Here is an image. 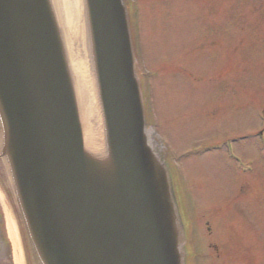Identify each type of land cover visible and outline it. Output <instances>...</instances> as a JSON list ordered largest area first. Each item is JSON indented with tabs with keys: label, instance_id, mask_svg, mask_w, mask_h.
I'll list each match as a JSON object with an SVG mask.
<instances>
[{
	"label": "water",
	"instance_id": "1",
	"mask_svg": "<svg viewBox=\"0 0 264 264\" xmlns=\"http://www.w3.org/2000/svg\"><path fill=\"white\" fill-rule=\"evenodd\" d=\"M47 0H0L3 149L42 264H180L165 172L144 131L120 0H89L109 157L84 154Z\"/></svg>",
	"mask_w": 264,
	"mask_h": 264
},
{
	"label": "rangeland",
	"instance_id": "2",
	"mask_svg": "<svg viewBox=\"0 0 264 264\" xmlns=\"http://www.w3.org/2000/svg\"><path fill=\"white\" fill-rule=\"evenodd\" d=\"M134 6L137 70L150 72L148 129L177 159L198 208L222 207L216 221L225 224L223 238L231 223L238 243L226 238L219 251L202 250L199 264H264V152L250 136L258 130L255 111L264 107V0H135ZM235 136L236 155L254 161L251 173L236 172L224 155L222 142ZM214 143L222 150L183 156ZM201 217L203 210L195 218L203 243L210 238Z\"/></svg>",
	"mask_w": 264,
	"mask_h": 264
},
{
	"label": "bare ground",
	"instance_id": "3",
	"mask_svg": "<svg viewBox=\"0 0 264 264\" xmlns=\"http://www.w3.org/2000/svg\"><path fill=\"white\" fill-rule=\"evenodd\" d=\"M58 20L64 54L68 64L69 75L76 81L78 99V117L82 129V137L85 149L90 152L102 150L103 136L99 106L97 105L93 82L94 61L90 57L93 51V44L88 43V34L84 31V5L89 0H50ZM161 77L158 78V80ZM176 83V82H175ZM106 134V131L104 132ZM15 264H23V260L13 249Z\"/></svg>",
	"mask_w": 264,
	"mask_h": 264
},
{
	"label": "flooded vegetation",
	"instance_id": "4",
	"mask_svg": "<svg viewBox=\"0 0 264 264\" xmlns=\"http://www.w3.org/2000/svg\"><path fill=\"white\" fill-rule=\"evenodd\" d=\"M9 251V244L7 238L5 237L4 233L0 235V260L4 257H7V252ZM6 261L5 264H12L10 257L7 259H3Z\"/></svg>",
	"mask_w": 264,
	"mask_h": 264
}]
</instances>
